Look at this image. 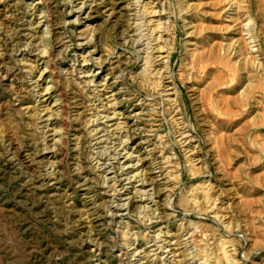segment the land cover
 Wrapping results in <instances>:
<instances>
[{
    "label": "rangeland",
    "instance_id": "374dc122",
    "mask_svg": "<svg viewBox=\"0 0 264 264\" xmlns=\"http://www.w3.org/2000/svg\"><path fill=\"white\" fill-rule=\"evenodd\" d=\"M0 264H264V0H0Z\"/></svg>",
    "mask_w": 264,
    "mask_h": 264
},
{
    "label": "bare ground",
    "instance_id": "6f19581e",
    "mask_svg": "<svg viewBox=\"0 0 264 264\" xmlns=\"http://www.w3.org/2000/svg\"><path fill=\"white\" fill-rule=\"evenodd\" d=\"M139 1V0H138ZM140 13H141V10H140ZM140 35V34H139ZM65 37V36H64ZM140 38V37H139ZM139 38H138V40H139ZM142 38H143V36H142ZM135 41H137V40H134V42ZM143 42V41H142ZM147 44V43H146ZM146 44H144V45H146ZM148 47V46H147ZM141 48V47H140ZM139 48V49H140ZM145 49V48H144ZM143 50V49H142ZM145 51V50H144ZM91 54V53H90ZM144 60V59H143ZM145 65V64H144ZM144 67H146V66H144ZM109 81V80H108ZM111 115V114H110ZM102 119V118H101ZM113 126V125H112ZM119 137V136H118ZM116 140V139H115ZM108 144V143H107ZM111 153V152H110ZM123 153V152H122ZM125 155V154H124ZM135 160V159H134ZM133 162V161H132ZM128 163V162H127ZM124 164H125V162H124ZM133 164V163H132ZM105 166V165H104ZM104 170V169H103ZM137 170V169H136ZM128 173V172H127ZM155 174V173H154ZM110 175V174H109ZM131 177V176H130ZM118 186V185H117ZM143 187V186H142ZM145 187V186H144ZM147 187V186H146ZM150 187V186H149ZM127 192V191H126ZM116 196V195H115ZM155 198V197H154ZM157 198V197H156ZM129 199H130V201L132 200V197L130 196L129 197ZM125 200V199H124ZM126 201V200H125ZM121 202V201H120ZM134 204V203H133ZM149 204V203H148ZM164 205V204H163ZM169 205V204H168ZM166 206H167V204H166ZM141 208V207H140ZM119 211V210H118ZM124 211V210H123ZM101 220V219H100ZM185 234V233H184ZM184 236V235H183ZM186 239V238H185ZM151 247V246H150ZM138 248V247H137ZM154 250V249H153ZM186 253V252H185ZM187 256V255H186ZM137 258V257H136ZM155 261V260H154Z\"/></svg>",
    "mask_w": 264,
    "mask_h": 264
}]
</instances>
